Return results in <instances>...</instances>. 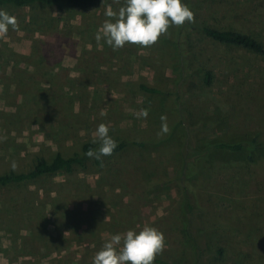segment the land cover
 Wrapping results in <instances>:
<instances>
[{
  "label": "rangeland",
  "instance_id": "rangeland-1",
  "mask_svg": "<svg viewBox=\"0 0 264 264\" xmlns=\"http://www.w3.org/2000/svg\"><path fill=\"white\" fill-rule=\"evenodd\" d=\"M123 3L0 8L16 19L0 33V172L26 170L37 155L79 152L101 122L127 142L100 167L89 161L0 188V264H92L112 234L146 224L164 236L154 264H197L194 241L208 251L200 264H264V54L195 37L213 79L191 81L185 98L195 117L217 120L199 144L243 146L188 164L185 177L199 185L189 214L170 180L182 171L184 140L173 98L140 88H173L172 25L150 46L113 50L94 34L106 8ZM195 17L264 41V0H201ZM141 109L147 117L136 115ZM162 115L169 131L158 134Z\"/></svg>",
  "mask_w": 264,
  "mask_h": 264
},
{
  "label": "trees",
  "instance_id": "trees-1",
  "mask_svg": "<svg viewBox=\"0 0 264 264\" xmlns=\"http://www.w3.org/2000/svg\"><path fill=\"white\" fill-rule=\"evenodd\" d=\"M106 1L123 2L124 0H0V8L14 6L28 8L53 7L57 10H67L69 8L90 9ZM183 2L191 9L194 18L191 22L185 21L182 26L173 24L172 37L169 40L166 39L172 50L170 63L175 75L173 78V88L165 89L160 85L151 84L146 81L140 82V88L149 93L166 94L173 98L172 108L178 117L174 125L181 128L184 133V140L181 158L182 171L178 176L170 180L175 182L177 187L183 192V195H185L184 206L187 207L188 213L191 214L194 206L190 202L189 193H191L190 190L198 188L199 185L194 183L193 177H185V172L189 168L188 164L212 149L238 150L243 146L242 142H217L207 146L199 144L200 135L215 127L217 120L216 118L195 117L190 109L188 100L185 98L191 81L197 80L201 84L209 85L213 79L212 69L202 59L197 46V38L195 37L209 38L214 42L226 46H234L262 54H264V41L262 36L259 37V35L247 32L233 24L220 25V23L212 24L206 20L200 21L195 15L201 4V0H183ZM126 145L127 142L125 141L118 142L112 154L121 151ZM89 148L96 149V144L88 141L83 144L81 151L73 152L69 155L53 152L49 159L43 155H37L31 166L26 170L16 171L8 169L0 172V188L35 180L44 175L68 173L76 166L83 167L89 161L100 167L103 157L106 156H102L100 159L90 158L84 154ZM189 225L186 224V231L187 235L192 238V232L188 229V227L190 228ZM194 244L199 252V255L196 256L198 258L196 263L200 264V259L203 261V254H207L208 251L200 246V243L197 244V241H194Z\"/></svg>",
  "mask_w": 264,
  "mask_h": 264
},
{
  "label": "clouds",
  "instance_id": "clouds-1",
  "mask_svg": "<svg viewBox=\"0 0 264 264\" xmlns=\"http://www.w3.org/2000/svg\"><path fill=\"white\" fill-rule=\"evenodd\" d=\"M103 24L94 34L97 42L103 40L113 50L126 43L140 46L154 44L170 25L182 26L185 21H193L194 14L183 0H124L118 10L106 8ZM9 26H16V19L0 10V33H7ZM147 117V109L136 113ZM166 116H161L158 134L169 131ZM96 149L89 148L84 154L100 159L110 156L117 147V141L109 135V127L101 122L95 129L92 141ZM15 167V164L12 165ZM164 236L152 225H144L139 230L128 229L123 234L114 233L105 240L92 258V264H154L157 254L163 251Z\"/></svg>",
  "mask_w": 264,
  "mask_h": 264
}]
</instances>
